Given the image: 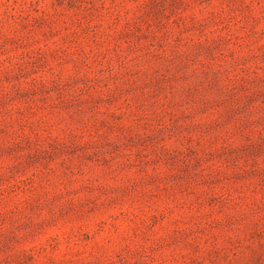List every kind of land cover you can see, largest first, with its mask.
<instances>
[{
	"label": "rangeland",
	"instance_id": "obj_1",
	"mask_svg": "<svg viewBox=\"0 0 264 264\" xmlns=\"http://www.w3.org/2000/svg\"><path fill=\"white\" fill-rule=\"evenodd\" d=\"M0 264H264V0H0Z\"/></svg>",
	"mask_w": 264,
	"mask_h": 264
}]
</instances>
